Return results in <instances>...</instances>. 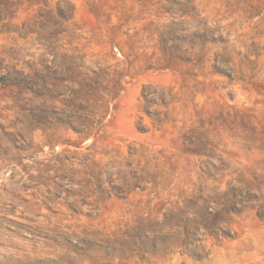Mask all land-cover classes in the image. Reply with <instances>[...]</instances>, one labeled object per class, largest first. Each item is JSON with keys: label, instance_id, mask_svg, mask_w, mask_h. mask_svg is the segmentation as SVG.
Wrapping results in <instances>:
<instances>
[{"label": "rangeland", "instance_id": "374dc122", "mask_svg": "<svg viewBox=\"0 0 264 264\" xmlns=\"http://www.w3.org/2000/svg\"><path fill=\"white\" fill-rule=\"evenodd\" d=\"M0 264H264V0H0Z\"/></svg>", "mask_w": 264, "mask_h": 264}]
</instances>
